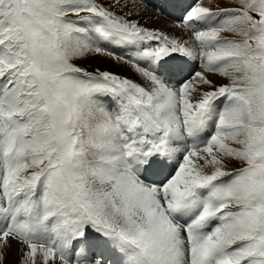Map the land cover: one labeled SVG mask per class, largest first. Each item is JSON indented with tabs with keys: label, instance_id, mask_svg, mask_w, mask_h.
Masks as SVG:
<instances>
[{
	"label": "snow or ice",
	"instance_id": "1",
	"mask_svg": "<svg viewBox=\"0 0 264 264\" xmlns=\"http://www.w3.org/2000/svg\"><path fill=\"white\" fill-rule=\"evenodd\" d=\"M0 264H264V0H0Z\"/></svg>",
	"mask_w": 264,
	"mask_h": 264
},
{
	"label": "rangeland",
	"instance_id": "2",
	"mask_svg": "<svg viewBox=\"0 0 264 264\" xmlns=\"http://www.w3.org/2000/svg\"><path fill=\"white\" fill-rule=\"evenodd\" d=\"M219 2L222 3V4H227L228 0H219ZM148 26H149V24H148ZM96 60H99V61L96 62ZM101 62L102 63H100V59H94L92 61H89L87 66H89L90 68L99 66L101 68L110 69V70H112L114 72L125 74V75H128V76H133L134 75V74H129V72H127L125 68L121 67V70L124 69V70L121 71L118 67H115L114 64H113V63H115L114 61H112L113 63L111 64V60L102 59Z\"/></svg>",
	"mask_w": 264,
	"mask_h": 264
},
{
	"label": "bare ground",
	"instance_id": "3",
	"mask_svg": "<svg viewBox=\"0 0 264 264\" xmlns=\"http://www.w3.org/2000/svg\"><path fill=\"white\" fill-rule=\"evenodd\" d=\"M148 24H149V27H160V28H164V29H166V30H168L169 29V26L172 24V22L171 21H168V20H165V19H163V18H160L159 20H149L148 21ZM101 60L102 59H100V63H102L101 62ZM107 60V59H106ZM92 61V60H91ZM97 61H99V60H96V62ZM94 63V62H93ZM110 63V62H109ZM113 62L111 61V64H112ZM114 64V66L115 67H118L120 70H121V67L122 68H125L126 69V71L127 72H129V74H134L130 69H128L127 67H123V66H120V65H118V64H116V63H113ZM114 69V68H113ZM122 70H124V69H122ZM121 70V71H122Z\"/></svg>",
	"mask_w": 264,
	"mask_h": 264
}]
</instances>
